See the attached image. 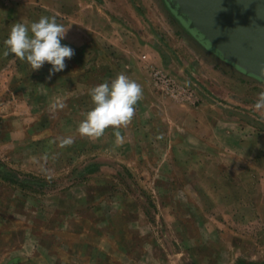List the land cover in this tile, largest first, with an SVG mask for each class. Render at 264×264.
I'll use <instances>...</instances> for the list:
<instances>
[{"label":"rangeland","instance_id":"1","mask_svg":"<svg viewBox=\"0 0 264 264\" xmlns=\"http://www.w3.org/2000/svg\"><path fill=\"white\" fill-rule=\"evenodd\" d=\"M112 1L0 0V264H264V163L220 123L264 133V83L207 51L163 0ZM74 5L91 25L74 27ZM41 17L74 50L51 76L3 55L12 25ZM119 74L142 89L131 121L81 134L90 89Z\"/></svg>","mask_w":264,"mask_h":264},{"label":"clouds","instance_id":"2","mask_svg":"<svg viewBox=\"0 0 264 264\" xmlns=\"http://www.w3.org/2000/svg\"><path fill=\"white\" fill-rule=\"evenodd\" d=\"M67 30L55 18L49 17H41L28 26L15 23L4 40L6 50L3 55L14 54L26 61L32 71L41 69L47 63L51 65L49 76L62 72L66 67V59L74 55L71 47L61 43ZM89 95L94 107L84 114L78 130L85 136L99 137L109 126L119 129L131 121L142 89L134 80L119 74L110 83L104 82L91 88ZM254 108L264 109V93H260ZM114 135L117 141L122 142L123 137L118 130ZM65 143H72L71 138Z\"/></svg>","mask_w":264,"mask_h":264},{"label":"water","instance_id":"3","mask_svg":"<svg viewBox=\"0 0 264 264\" xmlns=\"http://www.w3.org/2000/svg\"><path fill=\"white\" fill-rule=\"evenodd\" d=\"M165 2L207 51L243 75L264 83V0Z\"/></svg>","mask_w":264,"mask_h":264},{"label":"crops","instance_id":"4","mask_svg":"<svg viewBox=\"0 0 264 264\" xmlns=\"http://www.w3.org/2000/svg\"><path fill=\"white\" fill-rule=\"evenodd\" d=\"M31 3L35 2V0H30ZM52 0H41V3L42 4V7H50V4H52L53 2H51ZM79 3H80V6L79 5H74V11L72 13H70L68 15V18L69 20L71 21V23L73 25H75L74 27L77 28V25L76 24H79V22H81V20H84V23L87 22L89 25H91V20L92 18H89L87 20H85V18L82 17V15L79 14V8L78 6L80 7H83L82 3H81V0H78ZM105 4L106 2H109L111 5L114 4L112 0H104ZM126 2H128V0H125ZM30 3V4H31ZM107 10V7L105 8ZM134 9V10H133ZM105 10V19L108 20L110 23L114 22V17L116 18V16H113L112 15V12H106ZM133 11H136L134 7H130V14H133ZM109 13V14H108ZM79 14V15H78ZM132 16H134L135 18V15L133 14ZM92 17V16H91ZM83 18V19H82ZM126 20H130V19H123V21L120 19V21L122 22H125V25L128 26L131 30H135L132 25L130 24V21H126ZM87 24V25H88ZM79 30V28H77ZM107 30V28H105ZM130 30V31H131ZM87 35V33H84ZM89 34V33H88ZM220 123L222 124V128L225 129V126H229L227 128H232V132H229L227 134V132L224 134L226 135H229L231 140L233 141V148L236 149V150H242L243 148H245L246 145H248L249 147H253V152L255 154H257L258 157H260V160L264 163V133L262 132H252V133H246V129L244 127H249L248 125L246 124H243L241 122H236L235 120H228V119H225L223 120V118L220 117ZM237 126V127H234V126ZM230 126H233V127H230ZM226 128V129H227ZM252 129V128H250ZM234 162L237 164H240V165H247V162L245 160H234ZM248 165L249 166H253L252 162L249 161L248 162Z\"/></svg>","mask_w":264,"mask_h":264},{"label":"built area","instance_id":"5","mask_svg":"<svg viewBox=\"0 0 264 264\" xmlns=\"http://www.w3.org/2000/svg\"><path fill=\"white\" fill-rule=\"evenodd\" d=\"M151 76L154 83L165 87L170 93H173L176 97L191 96V92L189 91V89L183 88L174 79L163 74L161 71L157 69H152Z\"/></svg>","mask_w":264,"mask_h":264},{"label":"trees","instance_id":"6","mask_svg":"<svg viewBox=\"0 0 264 264\" xmlns=\"http://www.w3.org/2000/svg\"><path fill=\"white\" fill-rule=\"evenodd\" d=\"M236 264H256V263L247 262V261H238Z\"/></svg>","mask_w":264,"mask_h":264},{"label":"flooded vegetation","instance_id":"7","mask_svg":"<svg viewBox=\"0 0 264 264\" xmlns=\"http://www.w3.org/2000/svg\"><path fill=\"white\" fill-rule=\"evenodd\" d=\"M163 1L165 2V0H163ZM165 4H166V2H165ZM178 21L180 22L181 25H183V24H182L183 22H182L180 19H178ZM183 27H184V25H183ZM190 33L193 34L192 32H190ZM193 35H194V34H193ZM194 37H195V39L199 42V38H197L196 35H194Z\"/></svg>","mask_w":264,"mask_h":264}]
</instances>
